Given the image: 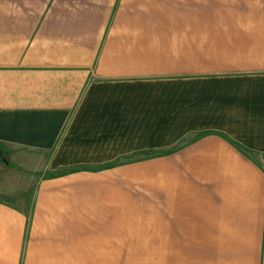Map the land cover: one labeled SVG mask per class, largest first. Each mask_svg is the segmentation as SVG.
Masks as SVG:
<instances>
[{"label":"crops","instance_id":"0c3cea01","mask_svg":"<svg viewBox=\"0 0 264 264\" xmlns=\"http://www.w3.org/2000/svg\"><path fill=\"white\" fill-rule=\"evenodd\" d=\"M0 153V264H264V0H0Z\"/></svg>","mask_w":264,"mask_h":264},{"label":"rangeland","instance_id":"374dc122","mask_svg":"<svg viewBox=\"0 0 264 264\" xmlns=\"http://www.w3.org/2000/svg\"><path fill=\"white\" fill-rule=\"evenodd\" d=\"M30 171L25 161L18 162L8 153L2 156L0 153V200L27 213L31 209L35 183L49 175L45 172L30 174Z\"/></svg>","mask_w":264,"mask_h":264}]
</instances>
